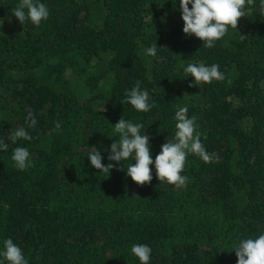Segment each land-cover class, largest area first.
<instances>
[{
  "label": "trees",
  "instance_id": "trees-1",
  "mask_svg": "<svg viewBox=\"0 0 264 264\" xmlns=\"http://www.w3.org/2000/svg\"><path fill=\"white\" fill-rule=\"evenodd\" d=\"M40 2L49 17L36 26L13 15L19 0H0V253L10 238L28 264H140L131 247L145 244L149 264H237L239 240L264 234L261 0L213 48L183 33L180 0ZM189 63L218 64L224 79L194 84ZM137 82L156 104L148 112L124 102ZM180 107L213 156L187 155L185 186L160 182L154 163L137 185L126 174L134 157L108 160L123 117L143 125L155 161ZM18 127L32 139L7 140ZM15 147L31 167H15ZM93 148L110 173L91 166Z\"/></svg>",
  "mask_w": 264,
  "mask_h": 264
},
{
  "label": "clouds",
  "instance_id": "clouds-1",
  "mask_svg": "<svg viewBox=\"0 0 264 264\" xmlns=\"http://www.w3.org/2000/svg\"><path fill=\"white\" fill-rule=\"evenodd\" d=\"M254 0H180L181 18L183 20V33L187 36L194 35L203 42V47L213 48L215 41L223 38L229 27L237 29L240 18L248 16L246 6L252 5ZM191 5V9L189 8ZM261 8H264V0H261ZM13 15L23 24L30 21L39 26L49 17L48 7L40 0H19L12 10ZM157 44H153L146 50L149 56L156 55ZM218 64L205 66L204 64L189 63L183 71L194 78V84L211 83L213 80H223L224 75L219 70ZM149 92L141 90L139 82L130 91L126 92L125 103H129L134 109L148 112L156 106L155 102H149ZM188 108L180 107L175 113L176 132L173 141L166 140L161 146L160 152L153 161L150 151V136L145 132L141 134L142 124L133 123L123 117L115 123L114 131L119 134V139L110 146L109 161L117 164L134 157V163L126 169V174L137 185L143 186L153 179L150 165L154 163L157 179L177 188L187 183V177L181 175L184 170L187 155H197L203 162L211 163L213 156L209 154L201 143L200 133L196 131L195 117L187 116ZM37 121L31 109H28L25 118L27 128H32ZM26 127H18L11 131L7 140L14 144L17 140H31ZM60 122H55L54 131H60ZM8 144L4 138H0V150H7ZM93 168L100 172H109L116 167L115 164L102 163L103 157L96 148L87 155ZM11 159L18 170H26L32 166L30 152L25 147H15ZM216 162L219 158L216 157ZM119 170H125L119 169ZM4 251L0 253L8 264H28L22 250L12 239L4 241ZM237 264H264V234L256 238L241 239L234 248ZM131 252L140 261V264H149L152 249L145 244H134ZM2 264V262H0Z\"/></svg>",
  "mask_w": 264,
  "mask_h": 264
}]
</instances>
